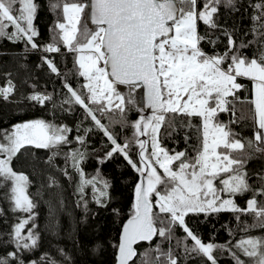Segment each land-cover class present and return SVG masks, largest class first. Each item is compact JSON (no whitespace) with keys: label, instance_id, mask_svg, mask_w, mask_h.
Listing matches in <instances>:
<instances>
[{"label":"snow or ice","instance_id":"obj_1","mask_svg":"<svg viewBox=\"0 0 264 264\" xmlns=\"http://www.w3.org/2000/svg\"><path fill=\"white\" fill-rule=\"evenodd\" d=\"M221 2L222 0H204L203 9L197 11L198 0H91V20L96 25V30L93 32L85 27L81 33L83 43L77 40V24L86 6L77 3L63 5L68 23H58L57 27L62 32L63 45L67 46L69 51L81 53L77 58L79 75L88 81L83 87L88 90L89 101L97 105L96 111H112V99L115 95L119 100L115 109L123 113L125 97L116 92L115 86L127 85L130 96L131 91L141 84L147 89L149 107L153 110V115L147 121L142 123V117L132 125L135 130L133 141H125L121 145L97 118L85 98L69 84L64 85L75 103L87 111L95 125L102 129L111 141L113 147L106 154L107 158H111L115 153L122 154L127 163L142 177L135 186L132 215L122 228L118 264H129L138 255L134 245L139 242H151L157 235L171 240L173 228L177 225L186 234L185 239L190 238L194 242L191 249L185 245L186 255L202 254L210 264H217L213 249L219 248L228 251L234 264H246V261L227 244L203 243L185 223V217L190 213L254 212L260 223L251 227L264 228V206L258 207L255 198L249 199L244 209L236 207L230 199L217 204L219 197L215 195L216 189L213 185V181L224 173L228 175L226 179L220 180L224 186L221 191L241 193L249 190L246 173L239 172L242 161L232 158L230 154L216 151L221 145L224 149L238 150L243 149L244 144L240 140H230L232 134L225 130V125L213 124L218 112L230 110L228 105L232 101L228 98L235 99L236 91L244 87L237 82V78H248L253 82L255 98L251 103L254 104L255 122L258 129H264V43L260 45L258 57L251 59L240 56L239 49L233 51L235 45L230 34L228 51L222 55L208 56L198 47L205 37L197 33V20L216 28L212 17L218 8L213 5H219ZM224 3L225 6L233 7L235 0H224ZM254 7L261 12L260 15L253 16L252 20L260 21L264 18V4L257 3ZM35 11L33 0H0V37L10 40L26 37L27 41L32 42L33 37L37 35L33 29ZM10 27L15 29L11 34L7 31ZM259 27L264 29V23ZM252 31L256 32L257 29L253 27ZM260 35L264 37V31ZM250 44L251 41L241 44L240 48ZM31 47L35 49L38 46L33 42ZM45 51L59 52L60 48L49 44ZM45 63L52 73L59 75L52 60L45 58ZM14 87L11 80L8 81V87H0V98L8 100ZM27 98L40 105L51 100V96L39 93ZM129 103H132L131 98ZM232 111L234 115V108ZM167 113L202 118L201 149L191 161L183 159L186 151L169 154V151L161 146L159 133ZM188 126L191 127V124ZM168 127L176 131L175 121H169ZM149 129L151 152H148L147 148L149 142L139 138L149 135ZM68 131L70 129L67 127H57L43 119L17 123L12 126L11 131H0V141H3L0 142V155L4 156L0 158V188L10 181L9 198L14 203L12 210L29 214L27 219L15 225L14 238L17 249L34 247L38 237L32 228L28 229L26 236L22 235V230L32 219L31 213L35 204L28 194V176L14 171L11 162L26 146L49 149L60 143H68L64 135ZM76 139L83 140L79 136ZM188 139L186 135L185 141ZM255 139L261 142V148H264V133L257 131ZM133 142L139 147V164L129 155L128 150ZM249 146H252L251 142ZM82 156V153H72L74 160ZM51 159L52 157H49V161ZM174 162H179L176 170L172 167ZM157 166L163 170L162 173L157 170ZM93 182L83 181L86 184ZM158 185L163 186V193L158 190ZM80 190L83 191L82 185ZM209 193L213 194L212 198H208ZM258 194L264 195V189ZM100 195L103 196L104 193L101 192ZM97 202L99 203V200ZM229 205L232 207L229 208ZM2 211L0 209V214ZM161 215L166 219H160L159 223H166L167 228L156 227L157 218ZM236 219L239 220L240 217L237 216ZM28 241H31V244ZM234 247L240 250L244 257L249 258L247 264H264V237L241 239ZM155 251L159 253L155 258L156 264H159L161 255L166 257L165 264H178V259L173 256L171 250L168 253H160V247L157 245ZM139 255L142 257V264H153L147 251ZM8 256L16 258V252H10ZM0 264H8L7 258H0ZM20 264H23V261H20ZM51 264L56 262L52 261Z\"/></svg>","mask_w":264,"mask_h":264},{"label":"trees","instance_id":"obj_2","mask_svg":"<svg viewBox=\"0 0 264 264\" xmlns=\"http://www.w3.org/2000/svg\"><path fill=\"white\" fill-rule=\"evenodd\" d=\"M203 2L198 0L197 11L203 9ZM33 3L36 5L33 29L37 32L33 41H27L26 37L11 40L0 37V87L7 80H11L15 86L8 100L0 98V131H9L17 123L34 119H43L57 127H67L70 131L64 133L68 143H60L49 149L26 146L12 160L13 170L28 176L27 190L35 204L32 219L22 230V235L26 236L28 229L32 228L38 239L34 247L16 248L15 225L27 219L29 214L12 210L14 203L9 198L10 181L6 182L0 188V209L3 210L0 214V258H7L8 264H20V261L23 264H51L52 261L56 264H114L120 228L123 221L132 215L134 190L140 175L122 154L115 153L107 158L106 154L113 147L111 141L95 125L87 111L75 103L64 85L69 84L85 98L97 118L121 145L125 141H133L135 130L132 125L146 111L143 86L141 84L131 91L129 98L125 95L123 113L116 110L115 106H112L110 112L96 111L97 105L89 101L88 90L83 87L88 81L79 75L76 52L69 51L63 45L62 32L57 27L58 23L65 20V3L85 5L77 24V40L83 43L81 33L85 27L93 32L96 28L93 23L90 22L91 27H88L85 22L88 18V0H33ZM257 3L264 4V0H235L233 7L225 6L222 0L219 5H213L218 8L212 17L217 27L212 28L197 20V33L205 37L198 47L206 55H222L228 51L230 34L235 45L233 51L239 49V55L248 59L258 57L260 45L264 43V37L260 35L264 29H260L259 25L264 23V18L260 21L252 20L253 16L261 12L254 7ZM253 27L257 29L256 32L252 31ZM7 31L11 34L15 29L10 27ZM249 41L250 46L240 48L241 44H248ZM33 42L38 46L35 49L31 47ZM49 44L59 47L60 51L47 53L45 48ZM45 58L53 61L59 75L51 72ZM237 82L244 87L236 91L235 99L228 98L232 101L228 105L230 110L218 112L213 123L225 125V130L232 134L230 140H240L244 148L224 149L221 145L217 151L242 161L239 172L243 174L244 170L246 173L249 190L236 196V207L246 208L247 201L253 198L257 200V206L261 207L264 206V195L258 193L264 189V148L256 146L254 142V104L251 103L253 86L248 78H237ZM116 86L119 89L129 88L127 85ZM33 92L48 94L51 100L40 105L27 98ZM130 98L132 103L127 100ZM173 120L176 131L168 127V122ZM201 125V117L167 113L159 133L160 144L169 153L186 151L183 159L191 161L201 149ZM186 135L189 137L187 142ZM77 136L83 140H77ZM249 142L252 143L251 147ZM128 151L131 159L139 164L138 145L131 143ZM73 152L82 153V158L74 160ZM49 157H52L51 161ZM178 163H173V169L178 167ZM227 175L221 173L215 180L226 179ZM85 180L94 182L86 184L83 183ZM81 185L83 191L80 190ZM157 187L163 192L162 185ZM160 219L166 218L158 216L156 227L167 228L166 223H159ZM185 223L203 243L227 244L246 264L249 258L244 257L234 245L241 239L264 235V228L251 227L260 223L254 212L190 213L185 217ZM185 237L186 234L177 225L173 228L171 240L157 235L151 242H139L135 245L138 255L129 264H142L139 254L145 251L153 264H156L155 258L159 255L155 251L157 245L160 253L171 250L178 264H210L202 254H185V245L191 249L194 244L190 238ZM28 243L31 244V241ZM10 252H16V258L8 256ZM213 256L217 264H234L227 250L213 249ZM165 260L166 257L161 255L159 264H165Z\"/></svg>","mask_w":264,"mask_h":264},{"label":"rangeland","instance_id":"obj_3","mask_svg":"<svg viewBox=\"0 0 264 264\" xmlns=\"http://www.w3.org/2000/svg\"><path fill=\"white\" fill-rule=\"evenodd\" d=\"M88 10H90L89 9V4H88V8H87ZM202 10V9H201ZM87 14H88V11H87ZM86 22V25L88 26V27H91L90 26V20H88V18H87V21H85ZM64 24H66L67 25V23H68V21H67V19H66V17H65V20H64V22H63ZM96 30V28H94V31ZM47 52V51H46ZM49 53V52H48ZM84 54H86V53H84ZM76 55H77V58H78V56L79 55H81V53H78V52H76ZM209 56V55H208ZM101 66H103V64H102V62H101ZM252 86H253V82H252ZM116 87V92L117 93H119L120 95H123L124 97H125V95H126V97H128L129 98V93H130V89L129 88H125V89H122V88H118L117 86H115ZM124 92V93H123ZM254 89H253V100H254ZM127 100H129V99H127ZM119 103V100L118 99H116V97H115V95H113V99H112V106H115L116 104H118ZM212 106H214V105H212ZM254 107V106H253ZM144 118V121H142V123L143 122H145V121H147V119H148V116H147V114H146V111L137 119V120H140L141 118ZM35 120V119H34ZM136 120V121H137ZM253 121H254V142H255V144H256V146H259V147H261V142H259V141H256V139H255V136H256V132L257 131H260V132H262L263 133V129H258V125L256 124V122H255V117H254V110H253ZM25 122V121H24ZM21 123V122H20ZM214 124V123H213ZM12 130V128L9 130V131H11ZM140 139H144V140H147L149 143H148V145H147V148H148V152H151V136H150V129H149V135H147V136H141V137H139ZM0 142H3V141H0ZM210 142H211V137H210ZM216 151H217V149H216ZM138 152H139V147H138ZM218 152V151H217ZM219 153V152H218ZM169 154H174V153H169ZM0 158H4V156L3 155H1L0 156ZM177 169V168H176ZM176 169H173V170H176ZM157 170L159 171V172H163V170L162 169H159V167L157 166ZM242 172L244 173V170H242ZM236 173H233V175H235ZM139 175H140V173H139ZM142 179V177H141V175H140V179H139V182H140V180ZM220 180H221V178L220 179H218V180H214L213 181V185H214V188L216 189V193H215V195L216 196H218L219 197V200L217 201V204H219L220 202H222L223 200H232L233 201V204L235 205V206H238L237 205V202H236V196H238V195H240L241 193H230V192H227V191H221V189H223L224 188V186L220 183ZM10 187H11V182H10ZM163 193V192H162ZM212 193H209V197L208 198H212ZM153 200H155V197L153 198ZM229 208L230 207H232L231 205H229L228 206ZM261 237H264V235L263 236H261Z\"/></svg>","mask_w":264,"mask_h":264},{"label":"water","instance_id":"obj_4","mask_svg":"<svg viewBox=\"0 0 264 264\" xmlns=\"http://www.w3.org/2000/svg\"><path fill=\"white\" fill-rule=\"evenodd\" d=\"M88 4H89V9H90V10H88L87 17H88V19L90 20V22L92 23V20H91V0H88ZM142 86H143L144 106H145L146 114H147V116H148V118H149V117L152 116V114H153V110H152V108L149 107L148 96H147V89L144 87V85H142ZM129 218H130V217L126 218V219L123 221V223H122V225H121V228H120L119 237H118V245H117V249H116V253H115V261H114V264H118V262H117V256H118V246H119V243H120V236H121V232H122L123 225L126 223V221H127ZM134 247H135V245H134ZM133 259H134V258H133ZM130 262H131V261H130ZM130 262H129V263H130Z\"/></svg>","mask_w":264,"mask_h":264},{"label":"built area","instance_id":"obj_5","mask_svg":"<svg viewBox=\"0 0 264 264\" xmlns=\"http://www.w3.org/2000/svg\"><path fill=\"white\" fill-rule=\"evenodd\" d=\"M4 87H8V84H7V85H5ZM42 95H45V96H47V94H44V93H42Z\"/></svg>","mask_w":264,"mask_h":264}]
</instances>
